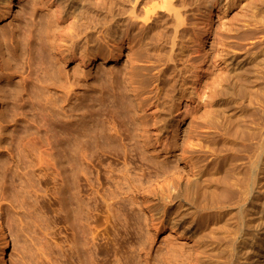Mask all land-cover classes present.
Returning a JSON list of instances; mask_svg holds the SVG:
<instances>
[{
  "label": "rangeland",
  "instance_id": "rangeland-1",
  "mask_svg": "<svg viewBox=\"0 0 264 264\" xmlns=\"http://www.w3.org/2000/svg\"><path fill=\"white\" fill-rule=\"evenodd\" d=\"M33 1L34 3L37 1L35 4V11L32 8ZM173 1H177V3H175L176 9L180 12L181 17H187V25L178 28V30L185 28H187V30L178 38L173 48V54L177 55L175 59L178 74L175 92L183 91V93H181L185 96V99L180 100V105L182 107L178 112V114L181 113L182 116L180 123H178L177 127L174 129L169 127L165 128V126L167 127V125H165L166 121L161 123L163 126L159 130V134L162 135V137H166V133L171 132L167 138L174 143L173 147L175 152L173 153L172 150H161L159 147H157V150L154 152V147L152 145L146 146L140 141L141 139L143 140V137L140 136L142 133L141 130L137 134L134 132L128 134L121 129V124L117 123L116 121L118 120H116L114 122L117 124L115 125L117 127H114L115 131L119 133L122 130L116 135L114 129L110 132L112 135L114 132V137L116 136L117 138L118 136L116 145L110 144L108 148L103 147L102 149L98 148V150L94 149L96 152H93L92 156L90 155L89 161H85L84 167L88 175L87 178H83L81 182L83 184V191H81L82 193L80 192V197H82L81 199L83 200V222L81 223L84 224L83 226L87 232L90 231V233L94 235H89V238L92 236L91 238L94 239L93 244L96 249L103 250V248L105 249L106 247L107 249L116 251L117 256L111 259L108 264H115L114 262L118 260L123 262L125 260L123 258L132 255L140 257L138 258L140 262L143 261L144 255H148V264H154L153 258L157 256L158 252L162 251V253H164L168 248L167 245L171 241L174 242L173 244L177 242L179 247H182L180 246L182 244L188 243L185 249L190 250L189 252L192 253H190L192 259L196 257L199 259L206 257L212 260L214 264H238V261L243 264H264V210L263 213L257 215L244 211L243 214L245 217L242 228H240L241 222L239 220L238 211L241 210V196L239 191L245 186L250 164L255 159L260 160L264 157V0ZM79 2L81 3V0H78V2L75 0L74 3L78 5L80 4ZM144 2L145 3H143L141 7H157L156 9L159 13L153 18L159 17L160 20L163 19L166 21L171 19L169 12L158 7L160 6L158 0H144ZM14 3L13 14L5 20L0 21V58H3L2 60L0 59V67L4 68V60L10 56L11 52L16 60V65H14L15 62H11V66L9 65L11 68L15 66V68L12 69L16 70L14 76L11 79L0 80V85L1 87L3 86V91L2 88L0 89V91H2L0 96L3 97V102L0 101V121L7 126V132L4 133L3 138H7L5 139L6 141L8 140V142L3 143L2 146L9 147L12 153L10 154L9 150L6 151L7 149L3 147L0 155V160L3 158L0 162V202H2L0 203V221L4 224L6 234L12 239V248L10 251L11 258H9L8 264H23L25 261V264H77L78 261L76 260L75 253L72 255L73 252L70 249L73 240V227L71 228V226H73L72 224L74 223V217H72L74 205L72 206L66 203L69 202V200L66 201L65 204L62 203L63 201L60 202L59 196L57 195L59 182L52 179L53 176L51 177V171H49L47 177H39L42 170L39 173L37 168L34 169V174L37 175L33 176L32 184L36 187L37 194L30 190L31 192L26 195L20 192L19 189L20 182L18 177L22 175L24 167H22V164L19 163V165L16 163L18 162V158L15 153L17 152L16 145H19L18 143L20 142L17 141V137H14L15 139H13V137L11 138L10 134L14 132L17 126L14 125V119L24 121L25 119L20 114L24 113L26 117L31 107L28 105L30 103H27L29 111L23 112L18 109L19 107L17 104H21L22 102L20 97L22 96L25 100L26 95L25 92L22 93V91L20 96L18 94L16 95L12 92V89L20 86L22 76L25 77L29 69L27 67V56L23 55L22 51L19 50L21 47L14 48L11 46V41L13 35L18 37V32H16L14 28L18 25L17 20H20L19 17L22 15L28 17L29 27H32V23L45 17L47 11H45L46 7L42 8L44 7L42 0H15ZM40 5L42 7H39ZM31 20L33 22H31ZM149 26L151 29L152 25ZM205 29H208L206 33ZM11 34L13 35L11 36ZM16 39L15 37L14 40ZM5 44L7 45L5 46ZM103 44L105 45L104 49L116 47L117 57L106 64H102L104 62V60L101 59L104 57V55H102L92 69L93 71L98 67L99 70L102 68L101 70L116 72L118 69L129 71L132 65L141 66L142 68L146 66L147 69H144L143 73H145V76L148 75V79L146 78L148 81L146 80L147 84L145 85L147 88L145 87V92L140 88L139 90L141 91H138V94L141 92L140 95H142L144 92L145 94L143 93L141 97L144 96L148 99V102L151 103L154 101L156 92L165 89V85L163 86V84L156 79V74L158 75L157 72L164 68L162 62L159 64L160 66L155 67V69L152 68V70L148 68L152 65L149 64L150 62H147V53L140 51L137 44H132L131 48L127 44L112 46L113 44L107 40ZM165 50V55H169L171 50L169 44L166 45ZM180 52L181 54L178 56ZM137 55H142V57L139 56L140 59H135ZM74 65L70 64L68 71L71 72V68H74ZM85 69H87V71L89 70V68ZM146 72H148L147 75ZM32 76L34 77V75ZM195 76L197 77V81L196 84L193 85ZM90 81L91 79L89 78L86 80L87 85L84 84V87H88L87 90L86 88L84 89V87L82 88V85L81 88L78 89L79 92L78 90L77 92L78 94H80L81 91V93L88 92L86 93L87 95L85 94V99H87V101L83 102L84 104H90V101L88 102L90 99L89 96H94V102H96L97 105L95 104L96 107L94 106L93 110L96 112L97 108L101 110L102 107V110H104H101V112L106 114V112H109V108H107L108 105L106 104L107 102L102 106H98V98H109L108 96L112 95L109 94L112 90L111 88L114 87V85L117 87V84L114 83L112 84L113 86H109L110 83L107 82L111 90L107 86V89H109L108 93L106 90L102 92L98 89L99 94L95 95L97 91L89 88L90 85L88 86V83L90 84L92 82ZM122 84L124 83L122 82ZM130 90H132V87H130ZM131 92L130 95L131 97H135H132L135 101L141 98L140 95L137 96L139 98L136 97L137 93L132 92L134 93L133 95ZM101 94L104 96H101ZM201 95H204L202 99H200ZM16 98H18V100ZM75 98V96H72L71 100L64 104L66 110L69 108L67 111L71 109L70 107H72L71 105L74 104L73 102L75 100V104L79 102L77 98ZM114 100L118 101L117 98ZM15 101L18 102L16 103ZM185 102L188 103L187 112H184ZM68 104H70V106ZM67 105L68 107L66 108ZM13 106H15L16 110L13 109ZM11 108L14 110V113L11 112ZM20 111H22V113ZM11 113L13 115L17 113L18 118L16 115L12 118L13 115ZM9 115L11 116L10 118L8 117ZM29 116L31 117V115ZM96 117L97 116H95V118ZM8 118L11 119V121L8 120ZM97 118L99 119V117ZM102 118L106 120L105 116H101L100 119L102 120ZM85 119L88 121H85L83 124L85 125L86 123L87 125L89 122L92 123V125L89 123L90 128L94 125L101 126L103 123L100 119L101 124H98V120L94 118L93 121H90L91 119L89 117ZM94 120H96V122ZM105 120L103 119L104 122ZM110 123L111 125L113 124L112 122ZM110 123L108 124L105 122L108 127H110ZM29 125H31V123ZM8 129L11 130L8 132ZM130 135L135 139L130 140ZM10 139L15 141L12 145L8 144L11 141ZM5 140L4 142H6ZM115 149L118 150L116 151ZM34 157L35 155H32L29 159L34 161L36 159V157ZM150 158L168 162L170 172L165 174L159 173V176H156L154 169L149 164ZM16 165L18 168H21H15ZM262 167H264V165H262ZM125 169L130 183L122 180V172L124 173ZM44 172H42L41 175H43ZM126 174H124V176ZM11 177L15 180L11 179ZM49 177H51V179H49ZM127 177L125 176L123 179ZM195 179L198 180L195 182ZM257 180L259 184L256 186L255 191L258 193L253 195V199L262 201L264 198V175L258 173ZM125 182L127 184H124ZM169 182V187L174 185L179 191V205L184 207V209L188 208L190 212L186 221L188 222L192 218L195 219L193 213L198 211L199 220L202 226L206 227L203 242L200 245L192 242L188 234L182 236L180 239L177 238L175 242V233L179 235L178 227L170 228L172 226L166 224L163 227L153 230L149 228V220H145L146 215H149L148 207L152 209L155 203V201H151V199H153L154 196H158L156 194H160V190H163L162 192L166 191L167 183ZM187 182H189V188L185 193L184 187ZM130 184L136 186L138 190H147V192H149L148 195H150V200L143 205L133 203L132 196H134V194L130 192ZM117 186H119L120 189L122 188V191L119 187L117 188ZM116 188L119 191L116 192L113 190ZM124 191H128V196ZM141 191L140 193L143 195ZM111 192L118 193L115 194L118 198L112 199V197H110V200L109 196H112V194L110 195ZM13 193L15 194V200L20 193H22L23 197L24 195L27 197L22 199L23 197H21L20 194L17 199L23 201L29 198L26 202L23 201L28 203V206L30 205L29 208L27 207L29 210L19 209L18 203L21 201H13ZM3 195L5 197L7 196L6 199ZM10 195L13 198H11ZM107 195L108 197L106 199ZM12 202H16L14 204L17 208ZM32 203H36L37 205ZM32 205L35 208L32 207ZM119 210L120 212L123 210L126 215L122 216L116 212ZM166 210H171V208L166 207ZM67 211L71 216H69ZM134 215L139 218L138 223H135L132 218ZM211 223H214V226L210 228ZM138 227L141 228L143 235L148 234L153 237L152 247L148 245L146 246L147 248H145V250L148 249V251H146L147 254L144 252L145 250L138 251L137 249L138 243L136 238H134L136 235L133 234L136 233ZM254 233H257V235H253ZM131 235H133V238ZM122 241L127 242L126 247L123 249V251H126L124 254L119 248ZM2 242L3 238L0 236V246ZM39 243L41 245H39ZM232 244L234 246H232ZM169 245H171V243ZM23 250L26 251V254L23 253ZM70 256L72 258H70ZM98 260L95 264L103 263L101 258Z\"/></svg>",
  "mask_w": 264,
  "mask_h": 264
},
{
  "label": "bare ground",
  "instance_id": "bare-ground-1",
  "mask_svg": "<svg viewBox=\"0 0 264 264\" xmlns=\"http://www.w3.org/2000/svg\"><path fill=\"white\" fill-rule=\"evenodd\" d=\"M14 1L15 0H0V21L5 20L7 17L13 14L12 12H14L13 8L15 5ZM36 2L35 3L34 1L32 2V8L34 11L36 8L35 7ZM74 2L75 0H42L44 7H42L41 5L39 7L42 8L46 7L45 11L47 12L45 14V17H42L40 18V20L35 22L31 20V22H33L32 27H29L28 17H26L25 15H22L21 17H19L20 20H17L18 25L15 26L16 28L14 29L16 32H18L17 33L18 37L11 34V36L13 35L12 37L14 39L15 37L17 38L16 40L12 38L11 46H13L14 48L21 47V49L19 50L22 51L23 55L27 56L28 66L27 65L26 66L28 67L29 72L26 74L25 77H23L20 74L22 76V79L20 81L21 82L20 86L18 87L16 85L17 88L12 89L13 88L12 87L11 89L14 94L16 95L18 94L19 96L21 91L22 93L25 92L26 99L24 100L22 96H21L22 98L20 97V100H22V102L20 101L21 104L19 103L17 104V106L19 107V108L17 107L18 109L22 110L23 112L29 111V106L27 107V103H30L28 105H30L31 108H30V112H28L29 114L27 113L28 115L26 117L24 116V113L20 111L22 113L20 115L23 116L25 122L22 120L14 119V125L17 126L16 128L14 127L15 130L10 134V136L11 138L13 137V139L17 137V141L20 142V143L17 142L19 145H16L17 152L15 153L14 151V153L18 158V162L16 163L22 164L23 165L22 167H24V169L23 168L22 169L24 171L26 170L25 172L23 171L20 177H18L19 179L17 178L20 182L19 183L20 192L27 195L31 191L34 193L37 191L36 187H34L32 184L33 182L32 180L34 178L33 176L37 175L34 174V169L37 168V170H39V173L42 170L41 174L42 172L45 171L43 175L41 174L40 176L38 175L39 177L42 176L47 177L49 175V171H51L52 174L51 177L53 176L52 179L57 180L59 182V186H58L59 188L57 187L58 189L57 195L59 196L60 202L63 201L62 203L65 204V202L69 200V202L66 203H69L72 206L74 205L73 212L70 211L73 214L72 217H74V221H73L74 223L72 224L73 226H71V228L73 227L72 228L73 240L71 239L72 244L70 248L73 254L70 251L69 252L72 255H74L75 253V256L77 258L76 260L78 261L77 264H95V262L99 258H101L103 262L101 264H108L111 261V259L117 256L116 251L113 249L111 250L107 249L106 247L105 249L103 248V250L96 249L93 244L94 239L91 238L94 235H92L90 231L87 232L83 226L84 224L81 223L83 222L82 221L83 200L81 199L82 197H80V192L83 191L82 190L83 184L81 182L82 179L83 178L86 179L88 175L84 167L85 166L84 164L85 161L89 159L90 155L92 156V153L96 152V150L94 149L98 150V148L102 149L103 147L108 148V146L110 147V144L116 145L117 143L116 139L118 138V136L116 138V136L114 137V132L113 135L110 133L113 131L112 129H114V127H117L115 126L117 124L114 123L116 120L119 121V122L116 121L117 123L121 124V125L118 124L121 126V129H123V131H125L128 134H131L132 132L137 134L141 130L142 133L140 136L143 137V140L140 138L141 139L140 141L142 142V144L146 146L152 145L154 147L153 148L154 152L157 150V147L161 148V150H170V151L172 150L173 153L175 152V149L173 147L174 143H172V141L169 138H167V136H169L171 132H167L166 133L167 136L162 137V135L159 134V130L163 126L161 125V123L165 121H166L165 125H167V127L165 126V128L168 127L171 129L176 128L177 124L180 123L182 117L181 113L178 114V112L182 108L180 105V100L185 99V96L182 94L183 91L180 92L178 91L177 93L175 92L176 82H177L176 78L178 74H177V63L175 59V56L177 55L173 54V48L176 45L178 38L187 30V28L178 30L179 27L187 25V17L184 16L181 17L180 12L176 9L175 3H177V1L174 2L173 0H158L160 4V6L158 7L170 13L171 19L167 21L163 19L160 20L159 17L153 18L156 14L159 13L158 10L156 9L157 7L156 6H151L150 8L141 7V5L145 3L144 0H81V3L79 2L80 4L78 5H76ZM149 25H152L151 29ZM207 30L208 29H205V33L207 32ZM106 40L110 41L113 44L112 46L127 44L130 48L131 45L135 42L133 45L137 44L140 51H144L143 53H147V58H148L147 62H150L149 64L152 65L151 67L148 68L155 69V67L160 66L159 64L161 62L163 63L164 68L160 70L158 69L159 71L157 72L158 75L156 74L157 76L156 79L159 80L163 84V86L165 85V89L156 92V96L154 97L153 102L149 103L147 98H145L144 96L143 97L145 99L141 97L146 90L145 85L147 84L148 81L147 74L149 71L146 72L147 76H145V73H143V70L147 69L146 66H143L142 68L141 66L132 65L131 66L132 68H130L131 70L129 71L127 70L122 71L123 69L122 70L118 69L116 72L113 71L108 72L109 70L107 71L101 70L102 68L99 70V67L98 68L95 67L96 70L94 71L92 70L96 62L98 61V59L102 57V55H104V57L101 58L104 60L102 64H106L107 62L114 60L117 57L116 47L108 48V49L105 48L106 50L104 49L105 45L103 43ZM168 44L170 45L171 48L170 54L165 55L166 45ZM6 45L7 44H5V46ZM180 54L181 52L178 54V56ZM139 56L140 55H137V58L135 59H140V57H142V55L140 57ZM15 61L16 60L14 59V56L11 52L10 56L6 60H4V65H3L4 68L0 67V80L9 79V78L11 79L14 76L16 70H12V69L15 68V66L11 68L9 67V65L11 62H15ZM70 64L74 65V68H71L72 69L71 72L68 71V67L70 66ZM14 65H16V62ZM85 68H89V70L87 71V69ZM19 72L22 73L21 71ZM32 75H34V77ZM89 78L91 79L92 82L90 81L91 83L90 84L88 83V86L90 85L89 88H92L94 91H97L95 95L99 94L98 89H100L99 91L102 92L106 90V92L108 93L109 89L111 88V87L109 88V86L114 83L117 84V87H115L114 85V87L111 88L112 90L110 89L112 93L109 92V94L112 95L108 96L109 98L101 97L104 96L102 95L103 93L100 96L101 98L97 97L99 99V100L97 99L99 102L98 106L100 105L102 106L104 103L107 102L106 104L108 106L106 104L105 105L107 106V108H109L108 110L109 112H106V114L101 112L102 107L101 110L97 108L96 112L95 110H93L95 104L97 105V103L94 102L95 99L94 96L91 95L92 94L91 92H89L91 93L90 94L91 96L88 95L90 97V99L88 100V102L90 101L89 102L90 104L83 103L87 101V99H85L87 95L86 93H88L87 91L86 93H81L82 92L81 91L80 94H78L79 92L78 89H80L82 85L83 88L85 86L84 84H86V80H88ZM194 80L195 81H193V85L196 84L197 81L196 76ZM107 82L110 83L109 86ZM122 82L124 84H122ZM107 86L109 89H107ZM2 87L0 85V89ZM130 87H132L133 91L130 90ZM85 88L86 90L88 89V87H84V89ZM140 88L141 90L145 89L144 92L142 91L143 92L142 95H140L141 92L138 94V91H141L139 90ZM193 90H194V86H193ZM2 91H0V93ZM131 91L137 93L136 97L140 95L141 98L137 100V98H139L137 97L136 98L137 101H135V99L132 98L134 96L131 97L130 95ZM134 93L132 94L134 95ZM72 96H75L77 98V101L79 102L78 103L76 102L75 104L76 101L75 100L73 102L75 105L74 104L71 105L72 106L70 107L71 109L67 111L69 109L67 107L68 105L70 106V104L66 106L67 110L65 109L64 104L69 102ZM203 97L204 95H201L200 99H202ZM116 98L118 101L114 100ZM2 99L3 97L0 96V101H2ZM16 99L18 100V98ZM111 99L114 101H112ZM13 109L16 110L15 106H13ZM13 111L14 110H12L11 112L14 113ZM187 111H188V103L185 102L184 112ZM5 112L8 115L6 110ZM10 115L8 116L9 118L11 117ZM15 115L17 117V113ZM15 115H13L12 118H14ZM29 115H31V117ZM95 116L99 117V119L101 118V116L102 117L105 116L106 120L105 118H102V120L100 119L103 122L101 124V121L97 117L95 118ZM86 117L87 118L89 117L91 119V120L89 119L90 121H93V118L98 120L100 123L98 121L97 123L101 124V126L93 124L94 126L90 128L89 126L90 122L87 123V125L86 123L84 125L83 123L85 121H88L85 119ZM9 118L8 120L11 121V119ZM103 119L108 124L110 122H112L113 124L111 125L110 123V127H108L103 121ZM96 120L94 121L96 122ZM29 122L31 123V125L32 124L35 125V126L32 125L34 128L31 125H29L30 124ZM90 124L92 125V123ZM6 129L7 126H5L0 121V155L2 153L1 149L4 147L2 146V144L8 142V140L7 141L5 140L7 138H3L4 133L7 132ZM10 130L8 129V132ZM117 133L118 131H115V135ZM133 139L135 138H133V136L130 135V140ZM4 140L6 142H4ZM36 141L37 142L39 141L37 146H36L37 144ZM13 142L15 141L11 140L8 144L12 145ZM4 148L7 149L6 151L9 150V153L12 154L10 152L11 150L9 147H4ZM32 155H35L36 157V159L34 160L35 162L29 159V157H31ZM149 161L147 162H149L151 167L154 169V173L156 176H159V173L165 174L170 172L169 171L170 166L168 162L158 161L155 158L152 159L150 158ZM262 165H264V157L260 160L255 159L254 161L251 162L250 168L247 172L245 186L241 188L239 191L241 196V204H240L241 210H238L239 220L241 222L240 228H242V223L245 217L243 214L244 211L250 212L254 215L263 213L264 198L262 201H259L258 199L256 200L253 199V195L255 193L256 194L258 193L255 191L256 186L259 184L257 180L258 173L264 175V167H262ZM15 168L19 169L21 167L18 168L16 165ZM125 171L126 169L124 170V173L122 172V176H123L122 180L129 182V178L127 177L128 175L126 174L127 171L126 172ZM124 174H126L125 176L127 177L125 179H123L125 177ZM51 177H49V179H51ZM11 179L13 178L11 177ZM197 180L198 179H195V182ZM126 182L124 184H127ZM169 184L170 182L167 183L166 191L162 192L163 190H160L161 192L160 191L159 192L161 195L158 193L156 194L158 196L156 197L154 196L153 199H151V201H155V203L152 206V209L148 207L149 215H146L145 217V220H149L148 222L150 224L149 228L156 230L157 228L163 227L166 224L172 226L170 228L178 227L179 235L178 233H175L176 234L175 242L177 241V238L180 239L182 238V236H186L188 234L189 239L192 242H195L196 244L200 245L203 242V238L206 232L205 230L206 227L202 226V223L198 217L199 215L198 211H195V213H193L195 219L192 218L187 222L186 219L190 215V212L188 211V208L184 209V207L179 205L180 204V202L178 201L180 200L179 191L174 185H171V187H169ZM130 186H129L131 188L130 192L131 194H134V196H132L133 198L131 197L134 201L133 203H137V205L138 204L143 205L144 203L146 204L150 200V195H148L149 192H147V190L141 191L140 189L138 190L136 186H132L131 184ZM118 187L119 186H117V188ZM188 188H189V182H187L186 186L184 187L185 193L188 190ZM116 189L113 190L116 192L119 191L118 189L117 190ZM140 191L143 192V195L142 193H140ZM22 193H20L21 197H23ZM37 193L38 192H36V194ZM124 193L127 195L128 191H124ZM111 194L112 196H109V198L112 197V199L114 198L116 199L117 195L115 194L118 193L111 192L110 195ZM13 197L11 196V198H13L14 201L15 194ZM17 197L16 200L19 201L20 199H17ZM26 197L24 195L22 199H25ZM107 197L108 195L106 196V199ZM26 200L23 201L26 202ZM20 201H19L20 203L17 202L19 209L22 208V210H24L29 208L30 205L28 206V203H25L22 200ZM185 203L188 204L187 202ZM32 204L37 205L36 203H32ZM32 207L34 206L32 205ZM166 207H170L171 210H166ZM120 210L116 212L122 216L126 215V213L123 212V210L122 212H120ZM67 213L69 214L68 211ZM69 216H71V214H69ZM132 218L134 219L135 223L139 222V218H137L135 215ZM213 226L214 223H211L210 228ZM139 227L137 228L138 230H136V233H134L133 235H136L134 238H136V241L138 243V247H137L138 251H144L145 248H147L146 246L149 245V247H152L153 237L148 234L143 235L141 232V228ZM89 235L92 236L89 238ZM133 235H131L132 238ZM253 235L256 236L257 233H254ZM0 236L3 238L2 245L0 246V264H8L9 258H11L10 251L12 248V243H11L12 239L10 238L9 235L6 234L4 224L2 223V221H0ZM170 243L171 245H169ZM170 243L168 245L166 244L169 249L164 248L166 249L165 252L163 251L164 253H162V251L160 250L161 252H158L157 256L153 258L154 264H214L212 260L206 257H202L200 259L196 257L199 260L194 257H193L194 259H192L191 257L192 253L189 252L190 250L185 249V246L188 243L182 245L179 244L182 247H179L177 242H176L177 245L173 244L174 243L173 241H171ZM39 245L41 244L39 243ZM126 245H127L126 241H122L119 245V248L121 249V252L123 254L126 252L123 251ZM232 246L234 245L232 244ZM146 251H148V249L145 250L144 252L146 253ZM25 252L26 251H24L23 253ZM126 257L123 258L125 259L123 262H120V260L117 259L118 261L117 262L115 261L114 263L115 264H148L149 263L148 255H144L142 261L144 263L139 261L138 258L140 257H136L133 255L127 258ZM70 258L72 257L70 256ZM120 259L123 260L122 258ZM238 264H243V263H239L238 261Z\"/></svg>",
  "mask_w": 264,
  "mask_h": 264
}]
</instances>
